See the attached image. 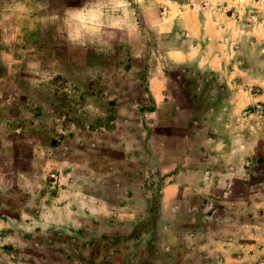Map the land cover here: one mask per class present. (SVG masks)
<instances>
[{
  "label": "rangeland",
  "instance_id": "obj_1",
  "mask_svg": "<svg viewBox=\"0 0 264 264\" xmlns=\"http://www.w3.org/2000/svg\"><path fill=\"white\" fill-rule=\"evenodd\" d=\"M167 1L129 0L126 19L107 10L73 41L66 13L96 0H0V264H195L198 239L161 228L181 209L222 233L227 219L195 190L213 165L205 129L181 127L180 95L158 106L146 83L160 43L178 42L155 25ZM101 218L129 231L139 218L147 243L102 233Z\"/></svg>",
  "mask_w": 264,
  "mask_h": 264
},
{
  "label": "crops",
  "instance_id": "obj_2",
  "mask_svg": "<svg viewBox=\"0 0 264 264\" xmlns=\"http://www.w3.org/2000/svg\"><path fill=\"white\" fill-rule=\"evenodd\" d=\"M202 1L163 5L157 30L166 38L177 33L178 42L166 46L164 38L160 43L162 60H150L146 83L158 106L170 94L180 95L174 109L185 121L181 127L205 129L203 159L213 165L195 190L228 222L215 235L181 209L162 220L161 228H170L180 239H198L195 264H264V0ZM169 187L171 194L163 189V210L172 208L171 201L181 194L177 182ZM231 218L241 222L235 235ZM42 219L62 222L53 215ZM98 221L104 234L131 232L138 236L132 238L135 247L147 243L149 230L140 231L139 218H129L131 231L124 218Z\"/></svg>",
  "mask_w": 264,
  "mask_h": 264
},
{
  "label": "clouds",
  "instance_id": "obj_3",
  "mask_svg": "<svg viewBox=\"0 0 264 264\" xmlns=\"http://www.w3.org/2000/svg\"><path fill=\"white\" fill-rule=\"evenodd\" d=\"M107 10L118 13L126 19L129 0H107V3L103 0H96L94 3H85L80 8L69 10L65 15L69 40L79 41L85 33H90L93 27L100 24L103 14Z\"/></svg>",
  "mask_w": 264,
  "mask_h": 264
},
{
  "label": "trees",
  "instance_id": "obj_4",
  "mask_svg": "<svg viewBox=\"0 0 264 264\" xmlns=\"http://www.w3.org/2000/svg\"><path fill=\"white\" fill-rule=\"evenodd\" d=\"M137 236V234H132L131 236H129V239L135 238ZM138 237V236H137Z\"/></svg>",
  "mask_w": 264,
  "mask_h": 264
}]
</instances>
